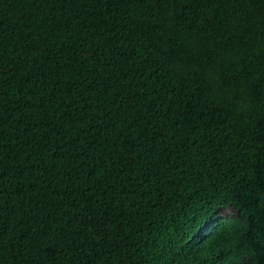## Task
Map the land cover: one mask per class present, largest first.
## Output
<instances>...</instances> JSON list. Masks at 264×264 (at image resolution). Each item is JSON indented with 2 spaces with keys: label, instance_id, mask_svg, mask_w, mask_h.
<instances>
[{
  "label": "trees",
  "instance_id": "1",
  "mask_svg": "<svg viewBox=\"0 0 264 264\" xmlns=\"http://www.w3.org/2000/svg\"><path fill=\"white\" fill-rule=\"evenodd\" d=\"M0 264H264V0H0Z\"/></svg>",
  "mask_w": 264,
  "mask_h": 264
},
{
  "label": "snow or ice",
  "instance_id": "2",
  "mask_svg": "<svg viewBox=\"0 0 264 264\" xmlns=\"http://www.w3.org/2000/svg\"><path fill=\"white\" fill-rule=\"evenodd\" d=\"M219 212L221 213V218L222 219L226 218V216L223 215L224 213L231 214V210L230 209H223V208H221V209H219Z\"/></svg>",
  "mask_w": 264,
  "mask_h": 264
},
{
  "label": "rangeland",
  "instance_id": "3",
  "mask_svg": "<svg viewBox=\"0 0 264 264\" xmlns=\"http://www.w3.org/2000/svg\"><path fill=\"white\" fill-rule=\"evenodd\" d=\"M223 209H230L231 210V214H228V213H224L223 215L227 216V215H233V214H236L237 213V210L234 209L233 207H222ZM221 209V208H220ZM220 213V212H219ZM221 215V213H220Z\"/></svg>",
  "mask_w": 264,
  "mask_h": 264
}]
</instances>
